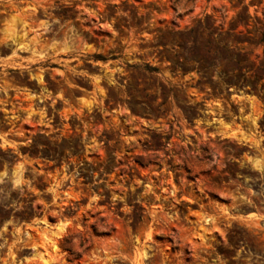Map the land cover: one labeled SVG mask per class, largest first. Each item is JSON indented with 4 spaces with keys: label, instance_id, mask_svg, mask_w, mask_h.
<instances>
[{
    "label": "rangeland",
    "instance_id": "rangeland-1",
    "mask_svg": "<svg viewBox=\"0 0 264 264\" xmlns=\"http://www.w3.org/2000/svg\"><path fill=\"white\" fill-rule=\"evenodd\" d=\"M256 158L264 0H0V264H264Z\"/></svg>",
    "mask_w": 264,
    "mask_h": 264
},
{
    "label": "bare ground",
    "instance_id": "bare-ground-1",
    "mask_svg": "<svg viewBox=\"0 0 264 264\" xmlns=\"http://www.w3.org/2000/svg\"><path fill=\"white\" fill-rule=\"evenodd\" d=\"M217 122H218V121H217ZM220 123H221V122H220ZM220 123L218 122V124H220ZM218 124H217V125H218ZM222 126H223V125H222ZM231 136L234 137L233 134H231ZM64 225H65L64 222H62L61 224H58V225H57V228L60 230V232H62V231L64 230ZM44 261L46 262L47 260L44 259Z\"/></svg>",
    "mask_w": 264,
    "mask_h": 264
},
{
    "label": "crops",
    "instance_id": "crops-1",
    "mask_svg": "<svg viewBox=\"0 0 264 264\" xmlns=\"http://www.w3.org/2000/svg\"><path fill=\"white\" fill-rule=\"evenodd\" d=\"M258 161L256 163H258L259 165H262L264 166V161L263 160H260L259 158H256ZM250 214V213H249ZM248 215V214H247ZM263 216V220H264V213L262 214ZM254 218V217H253Z\"/></svg>",
    "mask_w": 264,
    "mask_h": 264
}]
</instances>
